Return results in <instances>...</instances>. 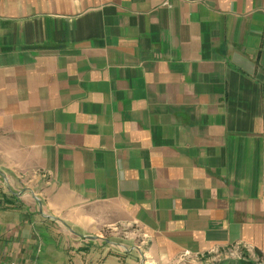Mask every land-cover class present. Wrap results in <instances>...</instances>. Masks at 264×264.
Returning a JSON list of instances; mask_svg holds the SVG:
<instances>
[{
    "label": "crops",
    "instance_id": "obj_1",
    "mask_svg": "<svg viewBox=\"0 0 264 264\" xmlns=\"http://www.w3.org/2000/svg\"><path fill=\"white\" fill-rule=\"evenodd\" d=\"M48 245L264 262V0H0V264Z\"/></svg>",
    "mask_w": 264,
    "mask_h": 264
},
{
    "label": "rangeland",
    "instance_id": "obj_2",
    "mask_svg": "<svg viewBox=\"0 0 264 264\" xmlns=\"http://www.w3.org/2000/svg\"><path fill=\"white\" fill-rule=\"evenodd\" d=\"M62 246L61 242L57 244V246ZM64 247L68 249V244L64 243ZM48 246H45L43 249L44 251L40 254L39 258L36 259L34 264H73V262L76 261L70 254H68V251L61 250L59 254L56 255V253L51 252V250L48 249Z\"/></svg>",
    "mask_w": 264,
    "mask_h": 264
},
{
    "label": "built area",
    "instance_id": "obj_3",
    "mask_svg": "<svg viewBox=\"0 0 264 264\" xmlns=\"http://www.w3.org/2000/svg\"><path fill=\"white\" fill-rule=\"evenodd\" d=\"M256 264H264V262H258V263H256Z\"/></svg>",
    "mask_w": 264,
    "mask_h": 264
}]
</instances>
